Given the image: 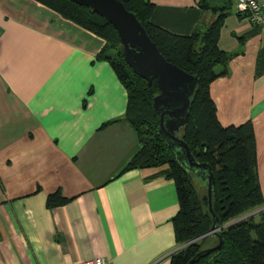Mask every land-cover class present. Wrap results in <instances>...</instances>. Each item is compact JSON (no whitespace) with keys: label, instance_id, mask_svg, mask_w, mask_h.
<instances>
[{"label":"crops","instance_id":"obj_1","mask_svg":"<svg viewBox=\"0 0 264 264\" xmlns=\"http://www.w3.org/2000/svg\"><path fill=\"white\" fill-rule=\"evenodd\" d=\"M149 22L188 35L214 15L197 0H149ZM224 7L232 54L208 93L222 126L251 123L264 210V20ZM264 13V0H258ZM103 41L34 0H0V264H168L178 209L164 166L123 170L140 143ZM58 191L67 202L47 207ZM256 213V214H257ZM255 214V215H256ZM254 216V215H253Z\"/></svg>","mask_w":264,"mask_h":264},{"label":"trees","instance_id":"obj_2","mask_svg":"<svg viewBox=\"0 0 264 264\" xmlns=\"http://www.w3.org/2000/svg\"><path fill=\"white\" fill-rule=\"evenodd\" d=\"M34 1L103 41L98 57L109 63L126 91L123 117L140 143L123 170L164 166V176L174 185L178 209L172 218V229L177 248L170 254L168 264H264V210L256 214V222L253 216L237 220L263 202L255 169L253 129L249 121L220 125L208 93L209 83L225 74L232 56L217 47L224 7L197 0L199 8L208 9L213 19L196 26L188 35H176L149 22L153 7L149 0H119L164 60L196 77L185 122L176 135L194 160L206 163L212 173L210 206L217 218L220 245L210 251L206 249L217 244L216 236L207 234L188 243L209 230L212 216L207 210L205 187L185 173L157 132V116L151 106L152 97L158 92L155 78L148 82L132 72L123 60L116 32L91 9L69 0ZM68 200L55 191L46 196L45 205L54 207Z\"/></svg>","mask_w":264,"mask_h":264},{"label":"water","instance_id":"obj_3","mask_svg":"<svg viewBox=\"0 0 264 264\" xmlns=\"http://www.w3.org/2000/svg\"><path fill=\"white\" fill-rule=\"evenodd\" d=\"M69 1L91 9L112 26L122 47L123 60L133 73L148 82L151 77L155 78L158 92L152 97L151 106L157 116V132L185 173L205 187L207 210L212 216L209 230L188 243L210 234L216 236L218 242L206 250L217 249L220 239L217 233V218L210 206L212 191L210 167L206 163L196 162L186 144L176 135L185 122L189 97L195 87L196 77L164 60L134 15L127 11L119 0Z\"/></svg>","mask_w":264,"mask_h":264},{"label":"built area","instance_id":"obj_4","mask_svg":"<svg viewBox=\"0 0 264 264\" xmlns=\"http://www.w3.org/2000/svg\"><path fill=\"white\" fill-rule=\"evenodd\" d=\"M234 10L237 14H243L252 25H260L264 20V13L261 11L258 0H235ZM80 264H106L105 261L98 256L86 259Z\"/></svg>","mask_w":264,"mask_h":264},{"label":"rangeland","instance_id":"obj_5","mask_svg":"<svg viewBox=\"0 0 264 264\" xmlns=\"http://www.w3.org/2000/svg\"><path fill=\"white\" fill-rule=\"evenodd\" d=\"M109 50V49H108ZM194 182L195 183H200L197 179H195L194 178ZM257 213V212H256ZM256 213H254V211L253 210H250V211H248V212H246V213H244V214H242V215H240L238 218H237V220H241V219H246V218H248V217H251V216H253V221L254 222H256L257 220H258V217L255 215ZM233 221V220H232ZM182 246H184V245H181V247Z\"/></svg>","mask_w":264,"mask_h":264}]
</instances>
